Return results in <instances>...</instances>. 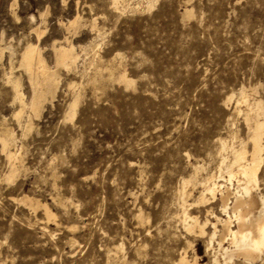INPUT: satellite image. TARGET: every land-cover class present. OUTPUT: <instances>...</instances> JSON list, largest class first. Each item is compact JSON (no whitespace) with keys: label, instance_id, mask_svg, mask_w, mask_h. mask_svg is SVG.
<instances>
[{"label":"rangeland","instance_id":"1","mask_svg":"<svg viewBox=\"0 0 264 264\" xmlns=\"http://www.w3.org/2000/svg\"><path fill=\"white\" fill-rule=\"evenodd\" d=\"M113 4L0 0V135L14 131L23 164L9 182L0 143V264H120L123 257L173 264L187 239L203 262L217 264L208 239L183 228L181 183L197 165L198 180L217 171L221 140H248L246 105L236 112L242 88L264 105V0H126L123 10ZM77 15L81 25L69 30ZM67 38L78 52L75 69H60L55 96L40 112L26 108L18 122L21 104L8 78L14 71L21 79L28 104L23 50L39 45L55 70L53 43L68 47ZM111 72H125L134 85ZM196 185L188 188L190 202L203 190ZM25 196L47 206L53 220L43 207L21 202ZM212 206L219 214V202ZM204 210L190 213L204 219Z\"/></svg>","mask_w":264,"mask_h":264},{"label":"bare ground","instance_id":"2","mask_svg":"<svg viewBox=\"0 0 264 264\" xmlns=\"http://www.w3.org/2000/svg\"><path fill=\"white\" fill-rule=\"evenodd\" d=\"M125 2L126 0H114L113 5L117 9H120V4H124ZM186 14H191V11H186ZM80 25L81 17L77 15L69 21V30H76ZM37 33L40 38L42 34L40 29H37ZM66 40L68 41V47L63 45L58 46L56 42L55 44L53 43L52 49H54L53 54H55L56 63L55 70L48 65L39 45L30 43L23 50L19 64L20 68L23 69L22 73L27 76L33 91L31 101L28 104L25 103L20 89L22 85L21 79L13 77L14 71L11 72V76L8 78V82L12 83L14 87L15 99H18V102L21 104V110L16 115L18 122L22 121L21 115L26 108L34 112H40L45 102L51 96H55L59 88L60 69H65L69 72L77 64L79 56L78 52H76V47L68 38ZM100 75L102 74L100 73ZM109 76L111 78L117 77V80L124 83L127 87L134 85V81L125 72H120L117 76L111 72ZM232 98L233 96L230 97V100ZM79 103L80 93L77 92L74 93V97L68 105L67 118H75ZM241 103L246 105L244 121H246L249 130V134L247 133L248 140L247 138L246 141L243 139L239 145L237 144L238 146L235 145L236 142L230 143L221 140L223 158L220 157L222 158L221 161L217 156L221 161L217 171L205 179L198 180L203 167L197 165L194 168L193 174L181 183L183 185V191L181 190L183 228L191 237L208 239L206 251L212 253L213 260L217 264H235L236 261L255 264L264 259V193L260 191L261 172L264 162V105L257 98L251 100V95L245 88H242L241 97L236 107L238 114H242V110L239 107ZM28 126L29 123L24 128L27 129ZM0 143L2 152L9 161V174L6 179L9 182H13L23 167L19 152L21 149L17 145V136L14 131L5 130L0 135ZM249 143L251 149L248 148ZM198 181L203 190L197 199H194V202H190L194 189L190 191L188 188L196 185ZM222 181L226 183H222ZM20 201L32 209L37 210L43 207L48 222L53 220V215L48 207L42 205L39 201L27 196L20 199ZM217 202H219V208L216 209H219L222 216L212 206L213 204H217ZM194 207L205 208L206 216L204 219H201L199 215H194L195 213H190ZM139 216L142 219V216ZM185 242L187 244H183L187 246L183 248L180 254L178 252L180 259L173 264H208L203 262L196 253L195 240L187 239ZM225 243H228L227 247ZM118 249L120 250L122 247L119 246ZM112 251L110 253H113ZM114 251H117L116 254L118 255L119 251ZM189 252L193 253L192 258L189 256ZM120 257L119 255L116 259L121 260ZM119 263L130 264L131 262L128 263L123 257Z\"/></svg>","mask_w":264,"mask_h":264}]
</instances>
